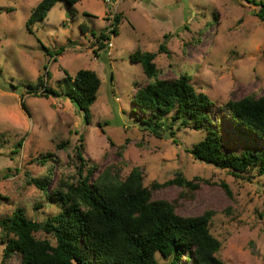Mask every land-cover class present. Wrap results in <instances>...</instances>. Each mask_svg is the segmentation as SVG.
<instances>
[{
	"label": "rangeland",
	"instance_id": "obj_1",
	"mask_svg": "<svg viewBox=\"0 0 264 264\" xmlns=\"http://www.w3.org/2000/svg\"><path fill=\"white\" fill-rule=\"evenodd\" d=\"M40 1L0 0V220L18 209L38 223L60 213V205L28 181L48 178L50 190L76 182V147L82 145L84 173L95 170L94 178L110 169L125 179L138 167L148 188L178 174L192 181V187L155 188L152 198L173 203L183 217L211 212L210 230L221 242L217 256L225 263L264 264V176L236 178L196 160L189 151L206 131L176 124L158 136L132 112L139 87L186 75L217 108L214 115L222 119L228 146L245 148L232 137L218 107L264 96V21L256 14L264 0L58 2L29 30L27 21ZM115 15L120 22L110 48L97 38ZM161 45L165 52H159ZM61 47L64 52L56 55ZM138 49L157 53V78L129 60ZM81 69L95 71L102 81L89 124L65 96L46 98L28 87L45 75L48 87L64 91ZM165 122L170 124V116ZM36 237L54 242L43 231ZM4 246L0 230V263ZM156 258L166 263L160 254ZM6 264H19V258Z\"/></svg>",
	"mask_w": 264,
	"mask_h": 264
},
{
	"label": "trees",
	"instance_id": "obj_2",
	"mask_svg": "<svg viewBox=\"0 0 264 264\" xmlns=\"http://www.w3.org/2000/svg\"><path fill=\"white\" fill-rule=\"evenodd\" d=\"M80 1L41 0L31 12L28 29L45 20L58 2L75 5ZM260 6L256 14L264 21L263 2ZM119 22L120 15H115L110 27L112 34L117 33ZM81 29L84 33L88 30L86 26ZM109 29L101 31L99 38L109 39L106 33ZM64 50L61 47L56 55ZM159 52H165L163 45ZM156 57L157 53L138 49L130 54L129 60L141 64L149 78H157ZM101 84L95 71L81 69L70 77L64 91L48 87L45 75L38 78L36 86L28 87L33 92L40 89V95L46 98L65 96L89 124L90 109L97 100ZM21 106L27 111L24 102ZM216 109L208 95L198 92L186 75L173 80L157 78L139 87L132 99L136 119L144 127L153 128L158 136L172 130L176 124L206 131L205 138L189 151L196 160L228 170L236 178L254 173L264 176V96H247L218 107L229 124L232 137L246 145L241 151L228 146L222 119L214 115ZM169 116L170 124L165 122ZM1 139L2 136L0 143ZM250 141L253 143L247 144ZM17 146L19 149L22 141ZM83 155V146L79 145L76 147L80 161L76 182L64 181L50 190V179L29 178L28 183L46 192L50 200L60 205L61 211L42 223L27 218L21 209L3 217L0 230L5 246L0 264H6L14 256L19 258V264H159L157 254L166 260L165 264H227L217 256L221 242L211 233V212L183 217L177 214L173 203L152 198L155 188L192 187V181L178 174L148 188L144 185V173L138 167L125 179L110 169L94 178L95 170L84 173L87 165ZM51 157L50 153L45 155L42 164ZM40 231L50 235L54 242L36 237Z\"/></svg>",
	"mask_w": 264,
	"mask_h": 264
},
{
	"label": "built area",
	"instance_id": "obj_3",
	"mask_svg": "<svg viewBox=\"0 0 264 264\" xmlns=\"http://www.w3.org/2000/svg\"><path fill=\"white\" fill-rule=\"evenodd\" d=\"M106 33L110 35V36H109V39H107V40L104 41L103 39H100L99 36H98L97 40H99V41H101V42H106L107 45H108L110 48H112V47H113V43H112V41H111V37H112L114 34H112V32H111V28H110L109 30H107ZM99 35H100V34H99ZM95 36H96V35H95Z\"/></svg>",
	"mask_w": 264,
	"mask_h": 264
}]
</instances>
